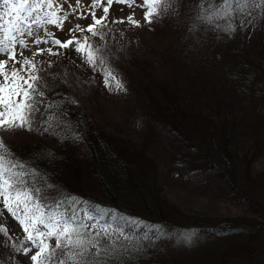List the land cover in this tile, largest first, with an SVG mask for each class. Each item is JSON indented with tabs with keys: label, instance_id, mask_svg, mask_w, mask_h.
Here are the masks:
<instances>
[{
	"label": "trees",
	"instance_id": "trees-1",
	"mask_svg": "<svg viewBox=\"0 0 264 264\" xmlns=\"http://www.w3.org/2000/svg\"><path fill=\"white\" fill-rule=\"evenodd\" d=\"M192 3L177 0L173 11L161 21L152 25L143 22L149 39L163 36L164 40L155 46L149 43L151 46L141 48L139 54L117 47L113 24L109 25L105 41L111 53L109 62L128 94L122 106L125 110L119 107L114 121H102L95 111L96 92L106 91L101 86L102 73L84 63L72 48L62 49L61 58L50 60L51 66L40 65L44 100L63 114L56 129L59 139L44 132L40 123L32 131L21 129V138H0L17 157L44 174V180L53 186L44 189L49 202L61 198L57 189L63 197H80L87 202L75 206L81 215L87 212L95 217L92 223L120 227L135 237L128 245V264H181L172 249L185 244L177 238L179 233L194 234L188 243L193 249L183 264H230L239 254L245 256V264H264V242L249 245L237 241L240 233L231 223L189 222L164 193L154 197L150 191L157 172L151 150L167 149L166 153L172 150L176 155L170 159L177 161L189 178L205 188L216 187L215 193L224 202L257 211L220 161L224 157L238 159L247 179L254 180L253 165L264 156V145L244 131L245 106L226 88L232 80L225 68H220L226 51L217 46L222 32L214 33V44L209 47L212 42L206 40L214 31L201 27L189 31ZM118 5L114 3L111 9ZM100 13L97 10L98 16ZM72 52L77 58L70 57ZM41 107L43 113L49 112L46 106ZM120 118L141 126L122 135ZM72 135L82 139L74 141ZM209 148H214L213 155ZM0 212V225L9 229V235L14 240L23 237L24 232L12 226L10 214ZM133 220L138 223L130 224ZM200 242L206 243L202 251L196 249ZM5 245L6 238L0 234L3 264H25L19 258L22 253Z\"/></svg>",
	"mask_w": 264,
	"mask_h": 264
},
{
	"label": "snow or ice",
	"instance_id": "snow-or-ice-1",
	"mask_svg": "<svg viewBox=\"0 0 264 264\" xmlns=\"http://www.w3.org/2000/svg\"><path fill=\"white\" fill-rule=\"evenodd\" d=\"M64 2L66 0H0V56L4 57L0 59V130L32 131L34 125L40 123L44 132L59 139L56 129L60 126L58 117L63 114L58 106L46 104L44 100L40 75L43 71L40 65L44 62L36 58L45 53L58 56L60 49L72 48L84 63L102 73L106 88L123 91L124 82L109 62L111 53L105 43L106 30L110 24L142 25L134 13L110 21L112 5L140 7L144 23L152 25L173 11L177 0H141L140 3L137 0H91L86 7L81 0H76L70 11L63 9ZM97 10L101 12L99 16ZM73 14L80 18L90 16L91 23L73 25L64 41L47 31L49 25L62 30ZM188 15L193 21L190 32L201 27L231 36L238 28H255L264 21V0H193ZM41 30L46 31V36L38 34ZM29 37L30 42L26 39ZM41 44L53 47L41 48ZM32 45L36 48L31 56L19 51ZM18 54L20 59H17ZM48 65L51 66V61ZM42 105L49 109L48 113L42 112ZM71 139L76 141L82 137L72 135ZM48 187L53 186L44 180V174L17 157L0 138V202L24 232L23 237L14 240L9 229L0 225V234L6 238L5 246L29 256L31 264H128V245L135 237L120 227L92 223L95 217L87 212L81 215L75 207L87 203L80 197H63L62 190L57 189L61 198L49 202V194L44 191ZM193 235L179 233L177 238L187 244L192 242Z\"/></svg>",
	"mask_w": 264,
	"mask_h": 264
},
{
	"label": "rangeland",
	"instance_id": "rangeland-1",
	"mask_svg": "<svg viewBox=\"0 0 264 264\" xmlns=\"http://www.w3.org/2000/svg\"><path fill=\"white\" fill-rule=\"evenodd\" d=\"M81 2L85 7L91 4V0H81ZM140 2L141 0H137V3ZM75 4L76 0H66V2L62 4V7L70 11L72 7H75ZM126 6L125 4H120L111 9L109 12V20L126 18L129 14L134 13L135 18L140 20L142 25L144 22L143 9L140 7L127 8ZM111 12L113 13L111 14ZM89 23H91L90 16L88 18H80L78 15L73 14L69 17V20L65 22L62 30L49 25L47 26V31L54 33L56 38L65 40L68 39V29L73 27V25H87ZM111 27L117 47H126L138 54L141 52V48H149L151 46L149 43L155 46L156 44L159 45L162 40H164L163 36H161L162 38L158 36L149 39L143 26L133 27L127 22L124 24H113ZM215 32L216 31L212 32L211 37H208L206 40L212 42L209 47L214 44L213 41L215 38H212V36H215ZM38 34L46 36L47 33L41 30ZM222 34V41H220V45L217 46L226 51L224 52L225 57L220 61V68L224 67L227 76L232 80V84L231 82L228 83L226 88H230L234 97L239 101L241 100L245 106L246 116L243 121L244 131L249 132L259 144L264 145V74L260 73L258 70L260 69L261 72L264 71V21L260 22L255 28H246L244 30L238 28L231 36L225 32H222ZM76 35L79 36L80 33H76ZM26 39L29 42L31 41L30 37ZM216 43L217 42H215V44ZM40 47L47 48L53 46L50 44H41ZM35 48L36 46L32 45L28 49H19V51L23 52L24 56H31ZM54 50H56L55 47ZM59 51L61 53L62 49ZM53 57L61 58V54L58 56H51L45 53L42 56H38L36 59L38 61H43V66ZM70 57L77 58L73 52L70 54ZM2 58L4 57L0 56V59ZM17 59H20L19 54L17 55ZM204 63L205 61H203L202 65H204ZM17 67H19V65H17ZM101 83H103L101 86L106 91L103 90L104 93L100 91L96 92V114L98 113L97 115H101L102 121L104 122L114 121L112 118L118 114L117 109L121 107L120 111L125 110L122 106L128 94H125L124 90H109V88L105 87L104 80H102ZM117 122L122 135L136 132L138 131L137 126H141L140 123L126 121L124 118H120ZM20 130L21 129L13 131L0 130V136L5 138V140L12 139L14 136L21 138L23 135ZM207 150H210V155L214 154V148H209ZM166 151L167 149H163L162 151H158V149L151 150L152 158L155 160V165L157 166V172L153 178L155 182H152L150 187V191L154 197L164 193L169 200L185 213V216H188V218H185L189 220V222H217L225 223L226 225L231 223L233 228L238 229L240 233L237 241L246 242L249 245L262 244L264 242V156L253 165L254 175L252 177H254V180L247 179V176L244 175V166L238 159L224 157L220 161V163L225 164V168H228V171H230L228 174L234 179L237 188H239V190L246 195V198L256 207L257 211H251L245 206H235L228 202H224V200L220 199L217 193H215L216 187L205 188L200 182L195 181L193 178H189L188 173L176 164L177 161L170 159L172 155L176 156L173 154L172 150H168V153H166ZM221 168H223V170L225 169L224 167ZM255 180L259 181V183L254 182ZM207 202H216L217 204L214 203L213 206L208 207L206 204ZM0 209L7 212L2 202H0ZM215 214L216 216H214ZM11 220L14 222H12V226L16 230L23 231L20 224L12 216ZM250 241L254 244L250 243ZM205 245L206 243L200 242L196 249L201 248L200 250L202 251V247ZM178 246L180 247V245ZM191 247L192 246L188 243H185L180 249L173 247V254L177 255L176 260L181 264L186 263V261H188L187 254L189 255V252L193 249ZM200 250L198 252H201ZM205 250H207V248H205ZM240 256L243 257V260L240 259ZM19 258L25 264H30L29 256L22 255L19 256ZM245 260V256L239 254V256L233 258L230 264H245Z\"/></svg>",
	"mask_w": 264,
	"mask_h": 264
}]
</instances>
